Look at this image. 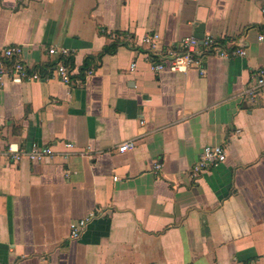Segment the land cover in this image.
Returning a JSON list of instances; mask_svg holds the SVG:
<instances>
[{"label": "crops", "instance_id": "crops-1", "mask_svg": "<svg viewBox=\"0 0 264 264\" xmlns=\"http://www.w3.org/2000/svg\"><path fill=\"white\" fill-rule=\"evenodd\" d=\"M199 23L246 56L154 71L144 35L162 49ZM260 35L264 0H0V48L21 44L47 75L59 58L47 47L64 46L72 70L70 85H0V139L55 154L0 161V264H264V85L246 92L264 67ZM213 144L226 159L193 178Z\"/></svg>", "mask_w": 264, "mask_h": 264}, {"label": "built area", "instance_id": "built-area-1", "mask_svg": "<svg viewBox=\"0 0 264 264\" xmlns=\"http://www.w3.org/2000/svg\"><path fill=\"white\" fill-rule=\"evenodd\" d=\"M263 38V35L259 36L260 40ZM158 41L159 34L156 32L145 34L143 37V43L149 49L145 51L144 59L151 64L156 72L169 70L185 73L191 67L199 65V54L201 53L212 54L220 58L245 57L247 54L246 49L241 47L240 44L237 45L230 41L226 45H221L211 35H205L202 39L192 35L184 36L177 45L166 46L162 49H159L161 47L158 48ZM23 51L21 44L7 45L0 48V85H3L5 79L18 83L22 81H42L50 77H57L60 81L69 85L72 83V70L66 61L71 53L69 48L55 45L47 47V54L59 56L52 70L47 75L43 74L39 67L24 62L22 59ZM134 67L135 62L131 63L130 68L134 69ZM199 71L201 74L205 73L203 68H200ZM263 85L264 67L258 69L253 85L246 92L254 97L255 90ZM64 145L68 148L74 147L72 142H64ZM133 146L134 141L129 140L119 145L118 149L124 151ZM54 155V151L48 145H42L37 142L24 144L0 139V161L6 159L10 163H17L27 159L32 162H42L48 158H53ZM225 159L226 151L221 145H205L192 166L191 176L197 179L205 170L217 166ZM160 167L159 164H155V169ZM114 178L117 179V176ZM98 214L99 209H95V211L73 220L69 224V237L71 239L79 237L88 223Z\"/></svg>", "mask_w": 264, "mask_h": 264}, {"label": "water", "instance_id": "water-1", "mask_svg": "<svg viewBox=\"0 0 264 264\" xmlns=\"http://www.w3.org/2000/svg\"><path fill=\"white\" fill-rule=\"evenodd\" d=\"M203 23H199L197 25V29H196V33H194V37H197L199 39H202L204 37V33H203Z\"/></svg>", "mask_w": 264, "mask_h": 264}, {"label": "trees", "instance_id": "trees-1", "mask_svg": "<svg viewBox=\"0 0 264 264\" xmlns=\"http://www.w3.org/2000/svg\"><path fill=\"white\" fill-rule=\"evenodd\" d=\"M50 66H51V67H50V70H52V68H53V66H54V65H53V64H51Z\"/></svg>", "mask_w": 264, "mask_h": 264}]
</instances>
